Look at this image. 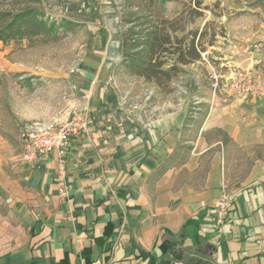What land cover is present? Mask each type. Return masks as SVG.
Instances as JSON below:
<instances>
[{"label":"crops","instance_id":"1","mask_svg":"<svg viewBox=\"0 0 264 264\" xmlns=\"http://www.w3.org/2000/svg\"><path fill=\"white\" fill-rule=\"evenodd\" d=\"M225 35L214 79L264 73V23ZM117 56L91 58L78 84L66 75L88 129L35 164L23 160L21 128L65 117L29 86L48 76L4 60L8 111L21 124L14 134L0 120V264H264V97L213 89L175 106L170 93L142 121L113 90ZM238 165L244 179L232 188ZM226 187L236 200L220 231L213 205Z\"/></svg>","mask_w":264,"mask_h":264},{"label":"rangeland","instance_id":"2","mask_svg":"<svg viewBox=\"0 0 264 264\" xmlns=\"http://www.w3.org/2000/svg\"><path fill=\"white\" fill-rule=\"evenodd\" d=\"M13 1L0 0V7L15 8ZM196 1L133 0L132 6H128L127 0L33 1L32 7L44 14L43 18L50 30L34 38L8 44L0 43V120L6 123V131L16 134L19 131L17 124H21L15 120V113L8 111L6 92L11 87L10 81L5 77L10 71V66L4 64L6 59L16 63L17 68L13 70L24 73L37 71L48 76L43 82L30 83L29 86L34 91H41L40 95L46 98L48 109L51 105H57L56 112L65 117L64 120L73 117L75 113L84 112L81 93L80 91L76 93L75 88L69 81L67 82L66 75H73L77 79V84L78 81L82 82L80 70L93 66L87 61L95 56L97 57L95 61L103 60L101 66H104L111 49H117L118 53L112 73L113 90L123 99L124 107L132 111L136 108L138 112H142V121H146L145 116L148 118L151 116L152 109L158 105H166V98L170 93L168 98L172 99L175 106L187 95L209 97L213 89L221 90V94H225L223 91L227 84L226 79L213 78V72L219 69H213L214 60L211 57L217 56L215 52L226 54L228 43L224 40L225 34L232 38L237 32L246 29L252 32L264 23V0H200L203 3L201 9L197 7ZM24 6L26 5L19 4L17 7ZM129 7L143 14L152 12L154 15L152 20L157 16L170 20L182 16L184 21H180L178 26L185 27L186 30L179 35L180 38L188 36L190 31L196 29L203 31L208 25V37L204 42L206 44L212 37L210 35L214 34L213 36H216L214 41L219 42L216 46L220 47L221 51L205 47L208 53L202 54V62L184 66L181 74L173 80L172 90L161 91L154 82L130 76L126 68L120 66L123 60L120 50L121 36L131 25L126 13L130 10ZM197 12H203V15L197 17ZM204 57L207 61H203ZM10 98L12 99L11 95ZM34 126L31 124L21 128L22 135L28 133ZM257 152L258 157H264V150L258 149ZM233 156L239 159L243 155L235 153ZM238 167L230 176L232 188L239 186L244 179V171L240 165Z\"/></svg>","mask_w":264,"mask_h":264},{"label":"trees","instance_id":"3","mask_svg":"<svg viewBox=\"0 0 264 264\" xmlns=\"http://www.w3.org/2000/svg\"><path fill=\"white\" fill-rule=\"evenodd\" d=\"M18 1L12 2L16 9L0 7V43L34 38L50 30L44 14L32 7L31 3L35 0ZM127 1L128 6L133 5V0ZM195 3L201 9L203 3L200 0ZM19 4L26 6L18 8ZM131 8L126 12L131 25L121 36L123 60L120 66L126 68L130 76L154 82L161 91H170L173 80L181 74L183 67L200 61L202 54L207 52L205 45L211 46L216 36L210 35L212 37L205 44L204 40L208 37L206 25L203 31L196 29L180 38L179 35L186 30L178 26L180 21H184L182 16L173 20L157 16L152 20V12L143 14ZM197 13V17L203 15V12Z\"/></svg>","mask_w":264,"mask_h":264},{"label":"built area","instance_id":"4","mask_svg":"<svg viewBox=\"0 0 264 264\" xmlns=\"http://www.w3.org/2000/svg\"><path fill=\"white\" fill-rule=\"evenodd\" d=\"M224 91L235 98L264 97V73L241 70L232 72L226 78ZM88 117L83 113H75L65 121H52L46 125L35 124L30 131L23 135V160L30 164L37 163L42 157L53 151L62 153L69 144L71 137L87 130ZM236 200L232 189L224 188L221 197L216 200L213 210L216 214V226L223 231L228 214Z\"/></svg>","mask_w":264,"mask_h":264}]
</instances>
